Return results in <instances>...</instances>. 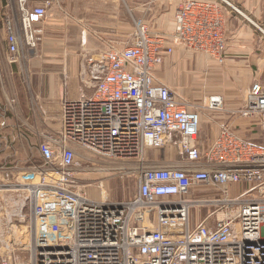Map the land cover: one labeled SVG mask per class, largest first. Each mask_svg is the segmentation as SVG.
<instances>
[{
	"label": "built area",
	"instance_id": "built-area-1",
	"mask_svg": "<svg viewBox=\"0 0 264 264\" xmlns=\"http://www.w3.org/2000/svg\"><path fill=\"white\" fill-rule=\"evenodd\" d=\"M170 1V36L134 22L122 48L91 62L90 93L62 97L59 130L37 145L38 162L17 176L0 168V187L29 207L28 264H264V90L251 83L234 111L210 97L205 108L228 118L201 148L202 108L155 73L176 47L223 64L225 9L238 11L227 0ZM48 5L27 8L18 0V16L4 22L10 64L36 49L34 27ZM238 120L258 133V142L234 129ZM164 147L176 150L177 163L145 166L146 151ZM76 149L105 165L137 164L134 195L90 199L77 184L83 161ZM205 189L216 196L193 197ZM193 208L210 212L190 228Z\"/></svg>",
	"mask_w": 264,
	"mask_h": 264
},
{
	"label": "crops",
	"instance_id": "crops-1",
	"mask_svg": "<svg viewBox=\"0 0 264 264\" xmlns=\"http://www.w3.org/2000/svg\"><path fill=\"white\" fill-rule=\"evenodd\" d=\"M23 1L27 8L43 6L47 1L49 5L46 18L34 27L35 51L22 54L16 64L7 60L5 26L0 19V168L14 176L29 170L31 160L38 162L37 145L58 132L61 99L65 93L70 98L90 93L88 73L98 61L99 53L122 48L126 31H132L136 21L149 33L164 36L161 31L171 28L175 14V5L170 0ZM227 1L238 12L225 9V62L242 83L234 91L237 95L227 99L222 96L221 100L225 111H234L240 107L241 95L251 83H258L264 90V0ZM15 8L18 12V0L11 1L12 14ZM175 62L179 70L189 69L192 75L204 68L205 59L200 55L181 54ZM164 84L171 89L175 85ZM227 118L223 116L220 123ZM237 122L234 129L240 134L245 127L246 132L248 123ZM219 125L217 120L209 123L207 141L216 137ZM200 136L199 132V141ZM202 143L201 140V148L206 146ZM167 148L173 153L165 157L164 165L176 164V150ZM76 157L89 159L79 149Z\"/></svg>",
	"mask_w": 264,
	"mask_h": 264
},
{
	"label": "rangeland",
	"instance_id": "rangeland-1",
	"mask_svg": "<svg viewBox=\"0 0 264 264\" xmlns=\"http://www.w3.org/2000/svg\"><path fill=\"white\" fill-rule=\"evenodd\" d=\"M11 1L13 0H0V19L2 23L12 15L18 16L16 8L13 10V14L10 10ZM172 28L173 25H171L169 30H162L161 32L164 33L165 36H170ZM131 33L132 31L130 30L126 31V41ZM181 54L187 56H202L205 59L203 63L204 68L192 75L189 74V69L179 70L178 66H176L177 63L175 59ZM226 65V62L217 64L202 53L176 47L173 53L167 56L162 63L155 68L156 77L159 80L168 84L169 82H173L175 84H172L174 86L173 89L179 93L181 97L185 98L191 105L200 106L202 108L203 117H201V130L199 132L201 133L200 137L203 141L202 144L205 145L209 143V141L206 140V134L208 135L210 133L206 129V127L209 128V123L217 120L220 124V119H222L223 116L226 118L228 117L227 115L225 116L223 112L207 110L205 107L207 106L209 98H222L223 96L227 99L228 97H233L237 95L234 92L238 87L237 85L242 83L241 79L236 77L235 73H233L234 70ZM242 81L245 83L244 77ZM240 135H243V137L255 143L258 140V133L251 129H247L245 132V127L243 133H240ZM168 149L170 148L164 147L147 150L144 159V161H146L145 166H166L163 161L169 157V152L173 153L172 150ZM81 160L83 163L85 162L84 158ZM83 163H81V165L79 164L78 168L75 169L77 184L80 190L90 199L96 201H124L131 198L136 192L137 164L111 165L106 163L105 165L102 161L90 157V155L89 165ZM103 168H108L109 170H102ZM196 193L198 195H193V197L216 196L214 191L208 189ZM104 196L105 199H102ZM16 197L17 194L14 190L0 187V264L2 261H10L11 264H28L29 262V245L32 241L31 235L29 234V207L28 205L22 207L21 204H19V198ZM209 212L210 211L206 208L191 209L189 212L190 228H194Z\"/></svg>",
	"mask_w": 264,
	"mask_h": 264
},
{
	"label": "bare ground",
	"instance_id": "bare-ground-1",
	"mask_svg": "<svg viewBox=\"0 0 264 264\" xmlns=\"http://www.w3.org/2000/svg\"><path fill=\"white\" fill-rule=\"evenodd\" d=\"M105 194V193H104ZM17 198V197H16ZM102 199H105V196H104V198H102ZM15 203V202H14Z\"/></svg>",
	"mask_w": 264,
	"mask_h": 264
}]
</instances>
